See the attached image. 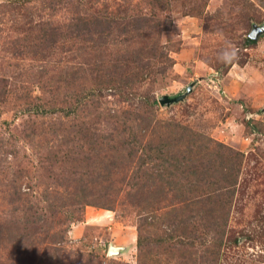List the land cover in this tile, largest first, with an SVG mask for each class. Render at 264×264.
Listing matches in <instances>:
<instances>
[{
	"label": "trees",
	"instance_id": "16d2710c",
	"mask_svg": "<svg viewBox=\"0 0 264 264\" xmlns=\"http://www.w3.org/2000/svg\"><path fill=\"white\" fill-rule=\"evenodd\" d=\"M119 1L106 5L104 16L87 9L77 10L71 19L47 24L40 38L45 45L44 55L59 53L61 59L57 68L53 67L56 73L48 76L50 67L44 69V78L40 77L37 82L42 92L52 90L54 83L73 81L96 82L99 91L108 90L99 98L90 84L82 86L80 95L65 106L68 114H73V125L74 119L83 126L91 124L94 118L101 119L104 113L100 108L105 103L116 106L136 98L141 101L139 110L108 105L107 118L117 122L116 133L101 135L78 151L66 152L61 159L54 156L51 169L56 171L47 175L46 181L30 180L23 184L24 169L9 164V170L16 175L13 179L8 176L7 182L0 179V192L6 193L10 213L17 215L0 218V264H77L80 258L67 257L61 253V247L52 246L63 240L64 230L58 228L61 230L51 233L54 221H48L49 226L40 221L55 218L60 212L70 210L68 207L73 212H81L87 205L115 211V204L123 203H127L125 208H137L139 264L152 257V229L158 230L157 241L162 253H176V260L182 257L186 264H196L201 259L205 264L217 262L220 257L243 153L188 125L156 116L152 96L139 92L137 87L146 79L166 75L174 62L170 56L171 45L161 42L162 32L172 26L171 0ZM255 42L246 38L248 45ZM13 52L16 58H22L23 51ZM27 52L38 53L37 50ZM0 82H3L1 98L4 93L12 92L16 103L23 100L19 104L24 105L20 109L24 113L37 118L46 113L41 109L44 104L36 103L40 96H31L30 88L19 93L14 90L17 88L7 89L13 83L7 78H0ZM106 95L112 97L102 99ZM54 108L51 103L45 110L47 114H55ZM57 114L58 121H50L54 127L48 134L52 137L63 134L59 141L67 144L69 133L63 127L65 114ZM81 125V132L90 131ZM46 133L44 141L49 139ZM139 134L146 136L142 148L137 146ZM41 135L30 126L25 138L30 145L43 143L45 146L44 141H38ZM64 164L66 169H61ZM40 185H43L42 192L37 191ZM188 191L191 195L187 196ZM171 192L173 195L168 197ZM42 209L48 212L46 217L42 216ZM158 210L162 212L157 213ZM198 211L203 213L206 227L202 238L196 237L190 228L191 218ZM210 233L213 235L209 236ZM83 256L87 260H80L79 264H127L101 259L96 253L84 252Z\"/></svg>",
	"mask_w": 264,
	"mask_h": 264
},
{
	"label": "rangeland",
	"instance_id": "374dc122",
	"mask_svg": "<svg viewBox=\"0 0 264 264\" xmlns=\"http://www.w3.org/2000/svg\"><path fill=\"white\" fill-rule=\"evenodd\" d=\"M115 1L120 2L0 0V78L13 82L7 86L9 90L17 88L14 90L23 93L30 88L31 96L39 95L40 100L36 103H43L41 109L46 111L40 118L32 117L20 110L24 105L19 103H23V100L16 103L14 93H4V98L0 96V179L3 181L8 176L15 178L16 173L12 174L9 170V164L13 163L16 169H24L23 184L30 180L37 183L48 180L47 175L56 171L51 169L54 156L61 159L66 152L78 151L101 135L107 137L116 133L117 122L107 118L106 107L116 109L120 105L139 110L141 101L136 98L116 106L105 103V107L100 108L104 113L101 119L94 118L87 126L74 119L73 125V114L69 115L65 106L80 95L81 87L90 84L99 98L101 93L105 94L108 90L102 88L99 91L96 82L81 84L80 81H73L60 85L54 83L52 90L42 92L37 82L40 77L44 78V69L49 70L50 67L51 70L46 73L48 76L56 73L53 67L57 68L61 59L59 53L50 56L47 52L44 55L45 48L42 47L45 45L40 38L45 26L71 19L77 10L83 12L87 9L104 16L106 5ZM170 16L172 26L170 30L162 32L161 42L171 45L170 56L174 62L166 75L146 79L137 90L152 96L158 118L188 125L200 134L243 153L220 257L217 262L207 261L205 264H264V32L255 40V44H246L252 28L264 25V0H171ZM31 50L38 53L27 52ZM13 51H23L20 54L22 58H16ZM243 66H256L262 71V87L244 80L242 72L227 77L229 70L241 71L240 67ZM229 78L230 81L234 79L231 84L228 83ZM2 84L0 82V87ZM248 93L251 96L245 97ZM111 97L106 95L102 99ZM51 103L55 105V111L65 114L63 120L66 126L63 124V127L69 133L67 144L59 141L63 134L54 137L48 134L54 127L50 121H58L56 118L59 117L57 112L47 114L45 108ZM80 125L90 128V131L81 132ZM30 126L42 134L38 141H44L43 134L47 131L49 139L44 141L45 146L42 142L28 144L25 134ZM144 138L146 136L137 135L138 147L142 148ZM61 169H66V164ZM37 191L42 192L43 185ZM185 194L191 195V191ZM125 195L124 192L123 197ZM172 195L171 192L168 197ZM126 205L115 204V211L87 205L81 212H73L68 207L70 210L60 212L55 218L42 219L40 223L49 226L48 221L53 220L51 233L58 228L64 230L63 240L52 246L61 247V253L67 257L80 258L77 264L80 260L86 262L84 252L96 253L99 258L108 261L139 264L135 227L139 219L135 213L137 208H125ZM41 211L42 216L46 217L48 212ZM10 212L6 193L0 192V218L17 215ZM203 217V213L198 211L191 218L190 228L198 238H202L206 229ZM157 235L158 230L152 229L153 258L147 257L141 264H178V261L186 264V259L182 257L175 259L176 253H162ZM196 264H203V260L198 259V263L196 260Z\"/></svg>",
	"mask_w": 264,
	"mask_h": 264
},
{
	"label": "crops",
	"instance_id": "0c3cea01",
	"mask_svg": "<svg viewBox=\"0 0 264 264\" xmlns=\"http://www.w3.org/2000/svg\"><path fill=\"white\" fill-rule=\"evenodd\" d=\"M240 68H241L240 69L241 71H237V70L235 71L234 70V72H232L233 69L229 70L227 73L228 74L227 77L233 73H241L242 72L241 75H243L244 80H246L247 82L252 81V84H255L257 86L262 87V85H263L262 76H261L262 71L259 68H256V66H243ZM233 81H234V79L232 80V78H231V81H230V78H229L228 83L231 84ZM241 91H242V89L239 87L240 94H241ZM250 94L251 93H248V95H246L245 97L251 96Z\"/></svg>",
	"mask_w": 264,
	"mask_h": 264
},
{
	"label": "water",
	"instance_id": "95a60500",
	"mask_svg": "<svg viewBox=\"0 0 264 264\" xmlns=\"http://www.w3.org/2000/svg\"><path fill=\"white\" fill-rule=\"evenodd\" d=\"M263 32H264V25H262L260 27H253L251 32L249 33L248 37L256 40L259 37V35Z\"/></svg>",
	"mask_w": 264,
	"mask_h": 264
}]
</instances>
